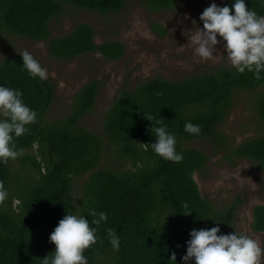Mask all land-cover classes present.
I'll list each match as a JSON object with an SVG mask.
<instances>
[{
    "label": "trees",
    "instance_id": "1",
    "mask_svg": "<svg viewBox=\"0 0 264 264\" xmlns=\"http://www.w3.org/2000/svg\"><path fill=\"white\" fill-rule=\"evenodd\" d=\"M140 1L151 11L170 8L176 2ZM231 2L223 3L230 11ZM245 3L264 15V0ZM63 4L107 15L122 10L125 0H0V30L45 40L49 55L58 60L91 52H99L107 60L124 55L120 41L97 44L92 26L85 22L50 37L49 22L64 12ZM0 84L22 90L24 102L37 113L29 131L15 138L24 154L0 164V181L8 192L0 204V264H42L43 257H51L55 245L48 237L66 212L83 214L90 226L91 212L108 216L96 226L97 243L83 253L88 264H194L181 260L190 229H207L218 223L221 233L233 230L238 201L218 209L200 194L194 173L206 165L208 156L187 142L195 138L219 142L218 129L228 117L236 90L255 92L257 115L264 120V72L257 80L251 72L241 74L222 65L212 73L178 80L156 76L133 89L122 87L103 121L104 134L117 155L111 167L99 166L101 140L79 124L95 105L100 81L84 83L74 93L69 112L55 120L47 118L55 84L49 78L29 77L21 55L0 61ZM149 115L151 121L146 119ZM157 121L175 134L176 150L183 154L180 162L162 159L149 146L155 142L150 130L160 126ZM186 121L199 124L201 133L185 132ZM229 156L246 158L264 173V135L243 140L231 148ZM85 174L75 199L74 179ZM108 228L120 237L119 251L108 242ZM250 228L264 231V204L253 207Z\"/></svg>",
    "mask_w": 264,
    "mask_h": 264
},
{
    "label": "rangeland",
    "instance_id": "2",
    "mask_svg": "<svg viewBox=\"0 0 264 264\" xmlns=\"http://www.w3.org/2000/svg\"><path fill=\"white\" fill-rule=\"evenodd\" d=\"M211 2L213 0H176L170 8L151 11L140 0H125L122 10L107 15L63 4L64 12L49 22L50 37L65 34L76 24L85 22L92 26L97 44L120 41L125 47L124 55L118 60H107L99 52H91L58 60L49 55L45 40H31L0 30V61L27 50L48 70V78L55 84L54 98L47 113L49 120L69 112L74 93L84 83L91 79L100 81L95 105L79 124L101 140L99 166L111 167L117 155L104 134L103 121L118 90L125 86L133 89L151 77L178 80L215 72L222 65L231 66L222 44L216 45L214 57L201 60L188 43L186 33H194L196 27L202 28L199 14ZM215 3L223 6L224 0H215ZM254 98V91L236 90L228 117L218 129L219 142L195 138L187 145L208 156L206 165L194 173L200 194L218 209L238 201L231 232L246 234L262 247L264 231H252L250 224L253 207L264 204V173L246 158L229 156L233 146L247 138L264 135V120L257 115ZM86 177L87 174L74 179L75 199Z\"/></svg>",
    "mask_w": 264,
    "mask_h": 264
},
{
    "label": "clouds",
    "instance_id": "3",
    "mask_svg": "<svg viewBox=\"0 0 264 264\" xmlns=\"http://www.w3.org/2000/svg\"><path fill=\"white\" fill-rule=\"evenodd\" d=\"M202 28L196 27L194 33H186L188 43L201 60L214 57L216 45L222 44L224 53L237 73L251 72L255 79H261L264 72V15L246 6L245 0H232L230 7L211 2L199 14ZM196 21L193 20L192 23ZM219 36L220 39L217 37ZM23 69L33 79H48V70L41 66L31 52H20ZM23 92L0 84V164L22 156L15 138L29 131L35 124L37 113L23 100ZM151 121L152 117H146ZM160 124L159 121H157ZM184 131L199 135L201 127L191 121L184 123ZM155 142L149 144L152 151L164 160L178 163L183 154L176 150V136L166 126L151 127ZM8 197L4 183L0 181V204ZM188 213V212H187ZM91 225L83 214L66 212L52 232L49 242L55 245L52 256L43 257L42 264H88L84 251L95 245L99 239L97 228L108 220L105 212H91ZM98 217V218H97ZM213 221H218L214 220ZM220 221V220H219ZM107 239L114 251H119L120 237L114 229L108 228ZM219 233V234H218ZM189 239L185 241L186 251L181 260L194 261V264H261L264 248L260 243L237 231L221 233L218 223L207 229H190ZM102 242V241H101ZM171 259L175 261L173 253Z\"/></svg>",
    "mask_w": 264,
    "mask_h": 264
}]
</instances>
